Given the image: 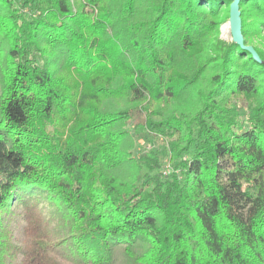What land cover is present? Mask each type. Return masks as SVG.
Returning <instances> with one entry per match:
<instances>
[{
  "label": "trees",
  "instance_id": "1",
  "mask_svg": "<svg viewBox=\"0 0 264 264\" xmlns=\"http://www.w3.org/2000/svg\"><path fill=\"white\" fill-rule=\"evenodd\" d=\"M230 3L0 0V264H264V0L258 60Z\"/></svg>",
  "mask_w": 264,
  "mask_h": 264
},
{
  "label": "rangeland",
  "instance_id": "2",
  "mask_svg": "<svg viewBox=\"0 0 264 264\" xmlns=\"http://www.w3.org/2000/svg\"><path fill=\"white\" fill-rule=\"evenodd\" d=\"M225 10V9H224ZM222 11L223 14L225 11ZM219 37L222 40L225 41H230L231 36L229 33V28H228V19L223 21V23L219 27ZM264 38V32H261L260 35L257 38L253 39L254 44H258L261 46V44H264V41L262 40ZM263 46V45H262ZM236 107L238 109L240 118L244 120L247 116V106L246 103L242 100H236L235 101ZM131 129V128H130ZM136 144L135 147L132 150V153L135 157L143 154V153H153L158 156V158L165 164V169H168V162H167V156L164 153V146L163 142L160 140H156L153 142H149L147 140L141 139L139 136H135Z\"/></svg>",
  "mask_w": 264,
  "mask_h": 264
},
{
  "label": "water",
  "instance_id": "3",
  "mask_svg": "<svg viewBox=\"0 0 264 264\" xmlns=\"http://www.w3.org/2000/svg\"><path fill=\"white\" fill-rule=\"evenodd\" d=\"M230 1L228 28L231 36V41L244 50L248 51L252 56L258 60V57L251 46H244L243 37L241 34V19L239 11V3L243 0H228Z\"/></svg>",
  "mask_w": 264,
  "mask_h": 264
}]
</instances>
